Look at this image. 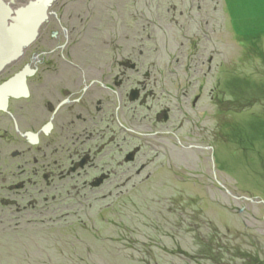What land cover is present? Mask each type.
I'll list each match as a JSON object with an SVG mask.
<instances>
[{
    "label": "rangeland",
    "instance_id": "rangeland-1",
    "mask_svg": "<svg viewBox=\"0 0 264 264\" xmlns=\"http://www.w3.org/2000/svg\"><path fill=\"white\" fill-rule=\"evenodd\" d=\"M101 3L116 12L94 25L101 40H151L162 64L211 58L214 102L198 108L196 139L186 125L111 202L66 219L0 214V264H264V0Z\"/></svg>",
    "mask_w": 264,
    "mask_h": 264
},
{
    "label": "flooded vegetation",
    "instance_id": "flooded-vegetation-1",
    "mask_svg": "<svg viewBox=\"0 0 264 264\" xmlns=\"http://www.w3.org/2000/svg\"><path fill=\"white\" fill-rule=\"evenodd\" d=\"M3 1L17 20L37 7L32 40L0 70V90L16 83L0 95V214L78 216L146 182L186 125L196 139L198 108L215 99L211 58L162 64L151 40H101L94 25L116 14L111 2L106 14L102 0Z\"/></svg>",
    "mask_w": 264,
    "mask_h": 264
},
{
    "label": "water",
    "instance_id": "water-1",
    "mask_svg": "<svg viewBox=\"0 0 264 264\" xmlns=\"http://www.w3.org/2000/svg\"><path fill=\"white\" fill-rule=\"evenodd\" d=\"M37 6L32 5L29 10H26L17 21L18 23V31L16 27L8 28V23L11 21V11L5 7V4L2 0H0V13L1 19L4 22L3 25V40H0V55L6 53V56L3 59H0V70L12 60H15L17 56L22 52L25 45H27L30 41L29 35H27V30L30 28V25H34L35 20L30 17L32 11L36 9ZM15 22V21H14ZM40 23H38L34 27V31L37 30V27ZM19 30L23 32L20 33ZM31 37V36H30ZM33 37V34H32ZM15 82L9 83L7 86H4L0 90V95L3 91H6L7 94L13 91Z\"/></svg>",
    "mask_w": 264,
    "mask_h": 264
},
{
    "label": "bare ground",
    "instance_id": "bare-ground-1",
    "mask_svg": "<svg viewBox=\"0 0 264 264\" xmlns=\"http://www.w3.org/2000/svg\"><path fill=\"white\" fill-rule=\"evenodd\" d=\"M3 1V0H2ZM8 1V0H7ZM4 2V1H3ZM4 4H5V2H4ZM5 7L7 8V9H9L10 11H11V21L10 22H7L8 23V28H12V27H16V29H17V31H18V23H17V17L15 16V14H14V11H12L13 9L12 8H10L9 6H7L6 4H5ZM2 13H0V40H3V25H4V22L2 21V19H1V15ZM15 21V22H14ZM37 22V21H36ZM32 25H30V27H31ZM21 31V32H20ZM19 32L20 33H22L23 31L22 30H19ZM30 40H32V39H30ZM1 56V58L0 59H3V57H2V54L0 55ZM0 61H2V60H0Z\"/></svg>",
    "mask_w": 264,
    "mask_h": 264
}]
</instances>
